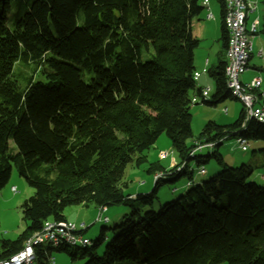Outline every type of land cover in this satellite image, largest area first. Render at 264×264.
I'll list each match as a JSON object with an SVG mask.
<instances>
[{
	"label": "trees",
	"instance_id": "obj_1",
	"mask_svg": "<svg viewBox=\"0 0 264 264\" xmlns=\"http://www.w3.org/2000/svg\"><path fill=\"white\" fill-rule=\"evenodd\" d=\"M204 10L201 0H0V190L13 167L34 190L20 207L27 227L1 242L0 262L44 222L66 221L68 207L123 204L132 212L110 230L101 255L94 250L105 228L90 246H38L35 264H51L52 250L72 261L87 256L84 264H264V185L250 181L253 167H228L217 150L191 156L197 146L230 139L264 142V124L245 122L242 110L231 125L209 121L188 145L191 99L201 92L192 21ZM18 61L36 63L43 80L21 89L12 78ZM225 65L207 71L214 93L201 104L232 99ZM84 71L92 74L88 83ZM256 94L264 106V91ZM163 134L178 162L151 164L153 190L124 199L127 166L146 162L144 152ZM210 159L219 163L217 175L153 210L158 187L183 177L193 184Z\"/></svg>",
	"mask_w": 264,
	"mask_h": 264
},
{
	"label": "rangeland",
	"instance_id": "obj_2",
	"mask_svg": "<svg viewBox=\"0 0 264 264\" xmlns=\"http://www.w3.org/2000/svg\"><path fill=\"white\" fill-rule=\"evenodd\" d=\"M212 4L215 8H212ZM219 2L218 0H210V9H214L215 15V24H211L207 29V37L209 41H205L199 44L198 48L194 51L195 65L199 56L203 53H210L214 58L218 53V48L212 45L217 39V34L220 32V16H219ZM263 16H264V7L262 5V0H258L257 10L252 13L248 19V25L251 21L256 18L259 19L260 29L258 33L254 36L249 35L250 42L255 45L254 51L263 53L264 59V33H262L263 25ZM195 22V21H194ZM196 24V22L194 23ZM219 39H220V35ZM257 58V57H255ZM258 62L260 59H257ZM213 63V61L211 62ZM199 72V64H197ZM40 67L38 68L34 62H16L12 67V78L18 83V86L21 89H25L30 81L37 82L42 81L43 77L40 74ZM83 80L88 83V80L92 76L91 73L83 72ZM261 79L264 81V71L259 73ZM242 81V80H241ZM201 83H204V87L209 86L210 97L214 93V84L213 80L207 75L202 76ZM261 91H264V85L261 87ZM261 102L258 101L256 105H260ZM227 109L228 113H224V109ZM243 110V106L240 102L227 99L224 102L216 105L215 107H210L204 104H198L190 109L191 119V128H192V138L188 141V145H193L196 143V140L202 130V128L209 122L213 121L219 126H228L233 124L239 117L240 112ZM248 150L242 152L236 143L235 140L230 139L224 141L221 146L218 148H204L201 152H197V156H206L211 154L216 150L222 156L224 163L228 167H238L241 164H250L253 167V174L250 177V181L256 185H264V142L249 140L248 141ZM9 147L11 150H14V143L9 142ZM160 153H167L169 158L166 160H160ZM146 157V162L142 163L139 166L131 164L127 166L124 177L122 180V195L124 199H129L130 194L136 193L137 195H144L153 190L154 177L150 175L147 170L151 164H157L164 168H171L173 164H176L174 160L178 162V156L174 152L170 140L163 134L161 135L154 146L149 150L144 152ZM194 164V162H192ZM204 169L206 173L204 175H197L193 178V184L188 185V178L183 177L175 183H164L157 189V199L153 205V210L158 212L162 206L167 203H170L176 200L180 195L186 193L188 189L198 185L199 183L208 181L217 175L221 168L219 163L215 159H210L207 164H204ZM12 188H15L16 192H13ZM34 195V190L28 186L26 181L19 177L15 167L12 168L11 176L8 183L0 190V245L2 241L16 240L26 229L27 224L22 219V214L20 207L24 201L29 199ZM135 207L140 208L138 203H134ZM141 211H147V209L141 208ZM132 209L123 204H114L107 207V212L104 214L108 218L107 224H101L95 222L98 215L97 208L94 206L83 207V206H72L68 207L64 211V215L69 217V221L76 223L80 226L84 224L87 227V231L84 234V237L88 240L94 242L95 239L99 236L102 228H105V239L98 245L94 250V253L101 255L106 246L109 243L112 232L110 231L114 226L119 225L124 216L130 215ZM82 223V224H81ZM259 223H256L254 226H258ZM42 247H46L42 245ZM92 252V249L89 248ZM88 257L84 256L83 258L79 257L77 260L72 261L70 256L65 252H56L52 250L51 253V264H84L87 261ZM226 264V263H221Z\"/></svg>",
	"mask_w": 264,
	"mask_h": 264
},
{
	"label": "bare ground",
	"instance_id": "obj_3",
	"mask_svg": "<svg viewBox=\"0 0 264 264\" xmlns=\"http://www.w3.org/2000/svg\"><path fill=\"white\" fill-rule=\"evenodd\" d=\"M256 7H254V1L253 0H237V3L239 5H244V12H248V19L252 13H254L257 10V3L258 0H255ZM202 6L204 8H208L209 0H201ZM224 5V27L226 30V45H225V81L226 86L229 91L230 97L233 100H236L240 102L243 106V110L247 111L249 109V102L246 100L243 93H240L238 91V84H235L232 82V70H233V60L235 55V32L233 27V5L231 0H223ZM251 8H254V11H251ZM207 19H212V15L209 13L207 15ZM239 25H247V17L246 15H239ZM260 29L259 19L256 18L255 20L251 21L249 26H244L242 28V33L238 34V47L243 48V51H250V52H244L243 53V60L244 62H237L236 63V72H239L238 74V81L242 84H247V92L250 93V102H254L255 106L259 108V113L262 116V121H264V106L262 104L256 105L258 103L257 98V92L259 93V83L257 82H248L244 83L241 81V76L247 71L248 63L251 57V51L252 46L250 48V40L249 35H252V31H255L258 33ZM261 54H263L261 51L258 53V56L262 58ZM207 66V64H206ZM208 71V70H207ZM201 72H194L193 79L195 82H197L198 78L200 77ZM203 102V90H201L199 96H194L191 99V106L193 107L195 104H201ZM261 124H264V122H259ZM244 127V125H243ZM244 142H246L245 139L239 138L236 140V143L238 145V148L241 150V147L244 146ZM213 144H209L208 148H213ZM248 142L246 144V147L241 150L242 152H246L248 150ZM202 150L193 151L191 156L195 152H200ZM161 160H166L169 157H160ZM206 173L204 167L197 172V175H204ZM106 210V206L102 205L97 208L98 213H102ZM67 223H72L69 221H46L43 223V226L39 232L32 235L23 245L22 250L17 253L16 255L12 256L10 259L6 261H1L0 264H13L14 262L18 261V259H23L28 254L29 249L31 250L30 253V263H35V250L38 246H50L51 248H60V247H77V246H90L91 241L88 240L85 244L81 240H73L69 241L67 237H55L50 240H38L40 237H44L46 232L50 230V228H59V226L65 225ZM101 224H107L108 218H104L101 222ZM72 225H76L72 223ZM84 225V224H82Z\"/></svg>",
	"mask_w": 264,
	"mask_h": 264
},
{
	"label": "built area",
	"instance_id": "obj_4",
	"mask_svg": "<svg viewBox=\"0 0 264 264\" xmlns=\"http://www.w3.org/2000/svg\"><path fill=\"white\" fill-rule=\"evenodd\" d=\"M232 5H233V27H234V32H235V55H234V60H233V70H232V82L235 84H238V91L240 93H243L245 96L246 100L249 102V109L247 111H244V118L245 122L247 120L254 119L258 122H264L262 121V116L259 113V108L255 106L254 102H250V93L247 92V84H242L238 81V74L239 72H236V63L237 62H244L243 60V53L244 52H250V51H243V48L238 47V34L242 33V28L244 26H249L248 23L247 25H239V15H246L247 17V22H248V12H244V5H239L237 3V0H231ZM254 1V7H256V2ZM251 11H254V8H251ZM257 33L255 31H252V36L256 35ZM252 44L250 43V48ZM263 57V54H261ZM201 74H207V68L205 67L202 71ZM250 82H257L259 83V88L261 86V79L260 78H254ZM210 94H209V89H203V101L209 100ZM198 105V104H195ZM194 105V106H195ZM224 113H227V110H224ZM244 122V123H245ZM242 124V126L244 125ZM247 141L244 142V146L241 147V150H243L246 147ZM204 148H208V145L206 146H197L194 151L198 150H203ZM160 157H169L167 153H160ZM203 167H200L198 169L201 170ZM158 177V175L155 176V179ZM13 192H16L15 188H12ZM107 212V207L106 210L103 211L102 213H98L95 222L100 223L104 218V214ZM87 227L84 225H72V223H67L65 225L59 226V228H50L44 235V237H40L38 240H50L55 237H67L69 241L73 240H81L85 244L88 239L84 237L85 232L87 231ZM30 253L31 250L29 249L28 254L23 257V259H18V261L14 262L13 264H35V263H30ZM51 263V261H50Z\"/></svg>",
	"mask_w": 264,
	"mask_h": 264
},
{
	"label": "crops",
	"instance_id": "obj_5",
	"mask_svg": "<svg viewBox=\"0 0 264 264\" xmlns=\"http://www.w3.org/2000/svg\"><path fill=\"white\" fill-rule=\"evenodd\" d=\"M212 8H215L213 4H212ZM213 10L214 9H210V0H209L208 8H205V10L203 11V13L201 14V16L199 17L198 20H193L192 21V31H193V34L197 38H199L200 43H201V41L202 42H205V41L207 42V41L210 40L207 37V29H208V26H210L212 23L215 24V22H216V21H214L215 20V15H214V11ZM220 12H221V10L219 11V16H221L220 15ZM209 13L212 15V19H207V15ZM194 21L196 22V24H194L195 23ZM218 35H220V39H219V36ZM211 44L212 45H215L214 47H217L218 48V53L216 54L215 58L210 53H205L204 52L203 55H201V56L198 57V59L196 61V65H195V57H194V54H193V57H194V66H195L196 72H199L198 71L199 69L196 68L197 64H199V68L202 71L205 67L207 68V70L212 69V68H215L221 60H223L225 62L224 53H225L226 41H225V37H223V34L221 32V17H220V32H219V34H217L216 41L214 43L212 41ZM254 46L255 45L252 44L251 57H250V60H249V63H248L247 71L241 76V80L244 83H248L251 80H253L254 78H260L261 79V75H259V73H261L262 71H264V59H262L263 57L260 58L258 56V53H259L258 49H257L256 55H255ZM255 57H257V58H255ZM257 59H260L259 62H258ZM212 61H213V63H211ZM206 64H207V66H206ZM203 75L204 74H201L200 77L198 78L197 82H196L197 83V88H199L200 90L209 89V86L207 88L204 87V83H206V82H204V83H201L200 82V80H202V76ZM262 85H264V81L261 79V86H260V89H259V93H262L263 92V91H261L262 90L261 89ZM227 113H228V111H227ZM260 151H264V150H260ZM174 162H176V160H174ZM136 195H137L136 193H132V194L129 195V197L132 196L131 198H134ZM64 217H65V220L66 221H69L68 220L69 217H66L65 215H64Z\"/></svg>",
	"mask_w": 264,
	"mask_h": 264
}]
</instances>
